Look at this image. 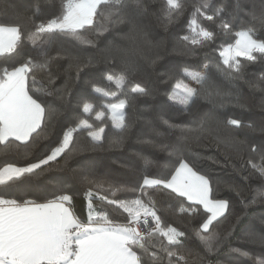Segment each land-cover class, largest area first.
<instances>
[{
    "label": "snow or ice",
    "instance_id": "obj_1",
    "mask_svg": "<svg viewBox=\"0 0 264 264\" xmlns=\"http://www.w3.org/2000/svg\"><path fill=\"white\" fill-rule=\"evenodd\" d=\"M154 2L61 0L59 14L39 23L34 17L0 20V155L38 144L53 129L56 119L67 111L71 93L67 86L55 87L58 75L55 69L59 61L67 62V70L75 73L73 79L77 82L86 68L101 63L94 56H81L66 49L52 55L50 46L60 36L71 37L78 44L104 55L100 76L84 81L93 92L107 97L109 92L102 86L107 82L130 93L115 103L103 105L101 110L83 99L77 105L78 115L61 129L62 139H58L55 147L49 146L42 158L24 166L8 163L0 167V264H188L193 252L184 246L186 232L163 221L164 209L149 195V188L158 189L162 199H175L178 202L175 211L179 214L190 216L202 209V222L195 229V236L206 254L218 249L220 237L213 236L210 230L214 222L225 215L229 202L213 196L208 177L195 171L183 158V146L171 140L142 142L176 155L175 165L178 166H172L158 178L142 173L140 181L131 188L113 184L109 178H102L86 168L73 170L72 183L60 182L42 190H35L31 185L32 176L50 170L59 157L74 152L77 134L90 137L93 145L104 139L105 124H94L86 117L94 114L95 121L100 122L105 120L107 113L119 130L112 140L113 145L123 144L131 127V123L125 121L124 109L138 96L151 95L150 89L132 79L136 65L129 59V53L135 51L143 55L137 47L142 43L153 50L144 59L155 65L162 59L157 49L164 41L149 39L152 21L166 32L186 11L184 0H163L159 8L152 6ZM240 11L241 0L235 3L224 0L222 4L195 0L191 4L187 34L177 37L174 53L195 57L198 48L213 44L218 35H231L235 42L219 48L221 63L216 65V71L223 76V82L213 78L209 64H203L199 70L184 66L164 74L167 80L173 81L171 90L165 93L171 107L179 105L181 111L191 113L200 100L213 108L244 106L241 104V81L247 65L240 57L247 62H264V35L261 34L264 0L259 5L253 0L248 19L238 20ZM202 19L213 22L214 28L204 26ZM25 23L31 24L30 31L21 27ZM112 32L127 41L129 47H120L107 39L106 34ZM29 44L33 50L22 54ZM118 60L124 67L118 69ZM192 82L198 87H193ZM248 87L264 96V77ZM50 97L53 99L49 100ZM161 119L171 136L185 142L211 138L237 154L247 147L251 155L244 164L264 178V141L256 144L247 137L241 139L238 134L241 129L256 131L255 123L234 115L211 113L193 115L190 121L181 124ZM258 130L264 133V123ZM153 133L160 136L156 129ZM144 162L145 165L155 163L146 158ZM81 190L87 200L84 219L73 210L74 196ZM124 191L139 195L134 199H121L118 193ZM97 199L113 206L122 218H115L103 209L98 211L94 203ZM256 199L264 202V184L259 196L254 195L247 204L255 203ZM246 238L251 243L264 245V232L252 230ZM233 251L249 257L254 264H264V258L251 256L241 249Z\"/></svg>",
    "mask_w": 264,
    "mask_h": 264
},
{
    "label": "trees",
    "instance_id": "obj_2",
    "mask_svg": "<svg viewBox=\"0 0 264 264\" xmlns=\"http://www.w3.org/2000/svg\"><path fill=\"white\" fill-rule=\"evenodd\" d=\"M195 0H184L186 11L184 16L169 27L165 32L155 20L150 26L149 39L153 42L163 39L164 44L157 49L162 57L155 65H151L144 59L153 51L150 47L138 43L140 52H130L129 59L135 63L136 71L132 77L135 83L151 90V95L138 96L131 102L129 107L124 109L126 123H131L126 138L121 146H114L112 140L118 135L117 130L106 113L104 121H95L94 114L90 122L94 124L104 123V139L93 145L91 138L83 133L77 134L76 149L65 156L59 157L51 169H46L39 175L31 177V185L35 190L50 188L57 183H72L73 170L86 168L92 170L100 177L109 178L110 182L116 185H126L128 188L135 186L140 181L141 174L158 178L165 175L169 168L175 165L176 155L163 152L158 147L143 143L144 140L155 139L157 143L161 140H171L183 146V158L190 162V165L201 175H206L213 187V196L218 199H225L229 202V208L225 215L214 222L211 233L219 236V247L212 253H205L199 240L195 236V229L202 222V209L192 215H182L175 211L178 202L171 198H163L158 189L149 188V195L160 202L164 209L162 219L165 223L171 224L186 232L184 246L191 249L193 254L188 257V264H254L249 257L233 251L241 249L247 251L251 256L264 258V245L251 243L247 240L246 234L249 231L264 232V202L256 199L255 203L247 204L253 196H259V189L264 184V178L255 172L250 166L245 165L251 153L245 147L239 154L224 144H217L211 138L203 139L199 142L189 140L187 142L169 134L168 128L162 123V119L169 120L173 124L187 123L193 115H203L211 113L213 115L227 116L234 115L251 121L256 124L257 130L241 129L239 136L241 139L247 137L250 141L260 144L264 141V133L258 129L264 123V96L257 91L252 92L248 84L256 82L260 77H264V62H247L243 57L240 60L246 64L241 81V104L243 107L229 105L224 108H213L204 100L198 101L192 108V112L181 111V106H170L165 93L172 88L173 81L167 80L166 73L178 70L184 66H190L197 70L203 64H209L213 73V78L217 82H223L224 78L216 71V65L220 62L219 48L225 43H234L235 38L231 35H218L213 44L204 48H198L195 57L182 56L172 50L178 44L177 37L187 34V21L191 12V4ZM216 4H222L224 0H210ZM228 3H235V0H227ZM253 0H241L242 11L239 12L238 20L248 19L247 13L251 10ZM259 5L262 0H254ZM61 0H0V20L11 21L16 17H34L35 22L51 18L53 14H59ZM154 8L163 6V0H155ZM204 26L214 28L211 21L201 20ZM21 27L25 31L31 30V24L25 23ZM126 31V29H122ZM264 35V30L261 32ZM92 38V34H87ZM114 44L120 47H129L127 41L120 39L115 32L106 34ZM52 55L57 50H69L81 56H94L101 61L96 67L86 68L81 72L80 81H75L73 71H68L66 61H59L55 87L64 88L70 91L69 103L66 105L67 111L60 115L55 122L53 129L46 133L39 143L28 148L13 150L0 155V167L12 163L17 166H24L25 163L34 162L37 158H42L49 150V146L55 147L58 139H62L61 129L66 124H70L72 119L78 115L77 105L86 99L91 102L96 110L98 106L114 103L123 99L125 95H130L127 90L116 88L105 82L102 86L109 92L107 97L92 91L84 81L100 76L103 70L104 55L85 45L78 44L71 37L60 36L51 46ZM183 47V45H180ZM33 50L31 45H27L23 53ZM118 69L124 67L117 61ZM167 81V82H164ZM247 82V83H245ZM39 86V85H37ZM198 87V85H196ZM53 98H49L52 100ZM153 129L160 132V136H154ZM145 158L155 162L145 165ZM257 162L258 161H254ZM178 166V165H175ZM235 189V190H234ZM240 192L238 195L237 192ZM139 193L124 191L118 193L121 199H134ZM111 198V197H110ZM243 201V202H242ZM97 210H106L115 218H122L118 210L104 202L94 200ZM247 204V206H246ZM73 210L81 219L87 215V200L82 190L73 199Z\"/></svg>",
    "mask_w": 264,
    "mask_h": 264
},
{
    "label": "rangeland",
    "instance_id": "obj_3",
    "mask_svg": "<svg viewBox=\"0 0 264 264\" xmlns=\"http://www.w3.org/2000/svg\"><path fill=\"white\" fill-rule=\"evenodd\" d=\"M196 70H197V69H196ZM192 86H193V87H196V84H195V82H192ZM116 102H117V101H116ZM114 103H115V102H114ZM98 109H100V110H101V109H102V106H98ZM190 166H191V165H190ZM193 169H194V168H193ZM194 170H195V169H194Z\"/></svg>",
    "mask_w": 264,
    "mask_h": 264
},
{
    "label": "crops",
    "instance_id": "obj_4",
    "mask_svg": "<svg viewBox=\"0 0 264 264\" xmlns=\"http://www.w3.org/2000/svg\"><path fill=\"white\" fill-rule=\"evenodd\" d=\"M226 213V212H225Z\"/></svg>",
    "mask_w": 264,
    "mask_h": 264
}]
</instances>
